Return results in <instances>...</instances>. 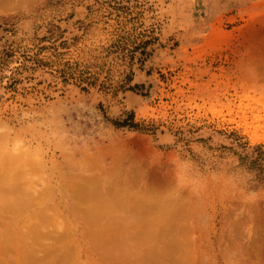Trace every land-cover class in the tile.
<instances>
[{
    "label": "rangeland",
    "instance_id": "obj_1",
    "mask_svg": "<svg viewBox=\"0 0 264 264\" xmlns=\"http://www.w3.org/2000/svg\"><path fill=\"white\" fill-rule=\"evenodd\" d=\"M10 152L26 156L15 170L47 206L45 218L32 204L4 214L1 264H27V236L39 238L26 243L36 260L60 247L39 264H264V0L0 8L1 162ZM75 171L125 177L126 195L154 203L151 217L124 208L126 227L119 211L92 222L68 204L69 182L84 180ZM47 230L69 233L60 243ZM122 234L132 242L101 246Z\"/></svg>",
    "mask_w": 264,
    "mask_h": 264
},
{
    "label": "bare ground",
    "instance_id": "obj_2",
    "mask_svg": "<svg viewBox=\"0 0 264 264\" xmlns=\"http://www.w3.org/2000/svg\"><path fill=\"white\" fill-rule=\"evenodd\" d=\"M29 1H31V0H0V8L2 9V7H13V6H15V5H18V4H21V5H23V4H26V3H28ZM20 6V5H19ZM11 9V8H10ZM5 135V134H4ZM3 134H2V137L4 136ZM3 139H5L4 137H3ZM76 149V148H75ZM85 151V150H84ZM83 151V152H84ZM72 152V150L70 151V153ZM83 152H82V154H83ZM11 154H12V152H10ZM7 154V156H5L4 155V157L6 158V160H8V161H5V159H3V161L1 162V157H0V223H2V222H7V221H9V219L8 218H4L5 217V213L7 214V215H13V216H10L12 219H13V217H14V215L15 214H17V213H20V212H22V210L24 211V210H30V205L32 204L33 206H39L40 205V207H39V209H38V211H39V213H40V215L43 217V218H45V210H43V209H46V206H47V204H43V203H47L46 202V200L47 199H43V197H42V199H40V198H37V197H39L38 196V194L39 193H36L37 194V196H36V198L34 197V196H32V195H34V192H33V190H29L28 188H30V186H32V185H30L29 184V180H27L29 177L27 176V174L25 175V172H26V170H24V171H22V170H15V167H16V165L17 164H20V166L22 165V162L23 161H25L27 158H25L26 156H24V157H20V156H18V154H16V156L14 155V154H12V156H11V154ZM68 153V152H67ZM66 153V154H67ZM86 153V152H85ZM85 153H84V155H85ZM1 154V153H0ZM71 154H73V153H71ZM90 154V153H89ZM86 154L85 156H83V159H84V157H86L85 159H87L86 161H87V165H89V163H90V161H91V159H92V161L91 162H93V164H94V166H97V161H99V160H97L98 158H97V156H95L94 158L97 160H94V158H93V156L95 155H93L92 156V154ZM8 155L9 156H11L12 158H9L8 159ZM89 155V157H91V159L89 158L88 159V156ZM1 156V155H0ZM72 156V155H71ZM3 158V157H2ZM68 158H71L72 159V157H70V156H68ZM70 159V160H71ZM74 159V158H73ZM82 159V160H83ZM85 159H84V163L86 164V161H85ZM5 161V162H4ZM73 161H76L75 159L73 160ZM73 161H71L70 163H72ZM96 161V162H95ZM28 162V160H26L25 162H24V164H26ZM80 162H81V160H80ZM80 162H78V164L80 163ZM95 162V163H94ZM74 163V162H73ZM72 163V164H73ZM82 163V162H81ZM100 163V161L98 162V164ZM102 163V162H101ZM71 164V165H72ZM75 164V163H74ZM73 164V166H75ZM77 164V163H76ZM83 164V163H82ZM91 164V163H90ZM96 164V165H95ZM68 165H70V164H68ZM67 165V166H68ZM87 165H84L85 166V168L84 169H89V167L87 166ZM101 165V168L102 167H104V166H102V164H100ZM100 165H99V167H100ZM18 166V165H17ZM77 166V165H76ZM81 166V165H80ZM22 167V166H21ZM99 167H97L98 169H99V171L101 172V173H103L102 171H106V173H107V171L109 170H102L101 168H99ZM74 168V167H73ZM96 168V167H95ZM106 168V167H105ZM20 169V168H19ZM67 169V168H66ZM72 169V168H71ZM102 171H101V170ZM112 168H110V170H111ZM95 170V169H94ZM110 170H109V173H110ZM124 170V169H123ZM72 171V170H71ZM92 171V170H91ZM96 171V170H95ZM112 171V170H111ZM83 173L85 172V171H82ZM90 172V171H89ZM88 172V173H89ZM72 173V172H71ZM75 173H76V171H75ZM78 173H81V171L80 172H78ZM92 174H93V172H91ZM105 173V172H104ZM74 174V173H73ZM77 174V173H76ZM90 174V173H89ZM100 174V173H99ZM108 174V173H107ZM121 174V173H120ZM27 176V177H25V178H23V179H26V181L24 180L23 181V179H22V176ZM68 175V174H67ZM78 175V174H77ZM103 175H105V174H102L101 176H94V177H90V178H88L89 176H87V178H85L84 176H81V175H78L79 177L81 176L82 178H84V180L83 181H79L81 178H79L78 176V178H79V180L77 181V179L74 177V179H76V180H74L75 181V183H73L72 184V182H74L73 180L71 181V182H69V186L67 187V188H70L71 189V191H72V193H73V195H74V197H75V200L73 201L72 200V202H69L68 204L71 206V205H73V207H76V208H79V210H83V212L85 211L86 213H88V216H90L91 217V221L92 222H94V223H96V222H99L101 219H108V220H110V218H111V216H110V218L108 217V214H109V212H110V214H111V212H114V211H119V212H124V208H126V210H129V211H131V210H139V209H147L149 212L147 213V210H146V213L147 214H149L150 215V213H151V210L153 209V208H155V205H154V203L153 202H151V201H148V200H145V199H140L139 197H138V195H136V193H135V195H133L134 193H132V195H131V197H129L128 195H126V193H128V191H126L125 189H127L126 188V186H128V184L126 185L124 182H122L120 185H119V182H121V180H122V178L123 177H121V175L120 176H118V178L119 177H121V180H118V178H114V180H116V181H112L113 183H112V185L114 184V185H119V188H117V186H114L113 185V187H110L111 189H109L108 187H107V185L108 184H106V181H107V183H109L110 185L109 186H112L111 185V183L110 182H108V181H110L109 180V178H107L106 176H104L103 177ZM113 175V174H112ZM125 175H127V174H125ZM125 175H123V176H125ZM74 176H75V174H74ZM108 176V175H107ZM128 176V175H127ZM68 177V176H67ZM108 177H112V176H108ZM69 178H73V177H69ZM125 178V177H124ZM123 178V180H125ZM120 179V178H119ZM104 182V184H102V182ZM122 180V181H123ZM127 180V179H126ZM69 181V180H68ZM100 181V183L102 184V186L104 187V189H103V187L101 186V184L100 183H98ZM127 182V181H126ZM116 183V184H115ZM118 183V184H117ZM132 183V182H131ZM105 184H106V187H105ZM124 185H125V188H124ZM130 185V184H129ZM67 186V185H66ZM123 186V188H124V190L125 191H123V188H121ZM133 186V185H132ZM33 187V189L35 188L34 186H32ZM102 187V188H101ZM129 187H131V186H129ZM128 187V188H129ZM36 189V188H35ZM69 189V190H70ZM99 189L101 190V191H99ZM102 189H103V191H106V192H108L109 190V195H108V193H105L106 194V196H105V194H104V192L102 191ZM109 189V190H108ZM71 191H69V192H71ZM121 191V192H120ZM37 192V191H36ZM66 192H68V189L66 190ZM69 192H68V194H67V196H69ZM111 192V193H110ZM124 192V193H123ZM22 193V194H21ZM71 193V194H72ZM102 193V194H101ZM121 193H123V194H121ZM130 193V192H129ZM20 194H21V197H20ZM23 194H25V195H23ZM14 195H16V196H18L20 199H21V201H19V199H17V198H15L14 197ZM27 195H29V198H28V196ZM24 196H27V198L26 197H24ZM71 196V195H70ZM77 196V197H76ZM110 196H112V198L110 197ZM69 198V197H68ZM39 201V199H40V203H37V200ZM74 199V198H73ZM35 200H36V202H35ZM66 202H67V200H65ZM64 201V202H65ZM69 201V200H68ZM33 202V203H32ZM64 202H62L63 204H65ZM67 204V203H66ZM66 204H65V206H66ZM31 205V206H32ZM64 206V205H63ZM69 207V206H68ZM33 208H35V207H33ZM128 208V209H127ZM137 210H136V212H137ZM108 213H107V212ZM140 211V210H139ZM143 211V210H142ZM104 212V213H103ZM120 213V214H118V215H116L115 217H113V219L114 218H116V220L118 219V217H119V220H118V222L120 223L121 221V224L123 225V226H125L126 227V225H128V223H125V222H127V221H125V219L127 218V216L125 217H123L122 215L124 214V213ZM105 213H107V214H105ZM135 213V212H134ZM141 213V215H143L144 216V214L140 211V212H137V213H135V216H136V218H137V215L138 214H140ZM102 214H103V218H102ZM122 214V215H121ZM127 214V212H125V214L124 215H126ZM137 214V215H136ZM147 214H145V215H147ZM106 215V217H104ZM7 217V216H6ZM130 217H131V215H130ZM133 217V216H132ZM151 217V215L148 217V218H150ZM22 218H24V217H22ZM125 218V219H124ZM25 219V218H24ZM128 219V218H127ZM125 221V222H124ZM128 221H130V219L128 220ZM123 222H124V224H123ZM93 223V224H94ZM120 226V225H119ZM123 226H120V229H123L124 227ZM122 227V228H121ZM169 228H170V226H169ZM108 229V228H107ZM119 229V230H120ZM129 229V228H128ZM118 230V231H119ZM104 230H102V231H100L101 233H104L103 232ZM108 231V232H107ZM109 231L110 230H106V232L107 233H109ZM125 231H127V229L125 230ZM129 231V230H128ZM48 234H45V238L46 237H50V235H51V237H53L52 235H55L54 233H53V231H46ZM50 232V233H49ZM105 232V233H106ZM134 232V231H133ZM52 233V234H51ZM68 231L67 232H63V233H61V234H59V235H57V236H54V237H58L59 239H60V237H61V239L59 240L58 238L56 239V241L54 242L55 244L58 242V240H59V242L61 243L64 239H65V236L66 235H68ZM121 233H122V230H121ZM126 233V232H125ZM125 233H123L124 234V236H125ZM25 234V233H24ZM123 234H122V236H121V238H120V236H117V237H119V240H117V239H115L116 237H114V239L115 240H117L118 241V244H117V246L115 245L116 243H117V241L115 242H113V238L111 239L112 240V242L110 241V240H106L105 242H108V241H110V244L109 243H105L104 245H101V246H104V248L106 249V247H108V246H111V247H109V248H107L106 250H110L111 248H112V245H113V248L112 249H114V247H118V245L120 244V243H122V242H120L119 243V241H122V240H120V239H124L123 240V242L125 241V244L127 245V243L129 244V242L131 243L132 241H127L126 242V238H129L130 236H128L127 237V235L129 234V233H127L126 234V238L123 236ZM130 234H131V231H130ZM156 234H158V233H156ZM14 237L12 238V242H14L15 240H16V242H18V240L17 239H19V238H22V237H18L17 236V231H16V234H12ZM47 235V236H46ZM65 235V236H64ZM24 236V235H23ZM106 236V235H105ZM136 236V235H135ZM155 236H157V235H155ZM53 237V238H54ZM158 237V236H157ZM99 238V240H100V236L98 237ZM131 238H132V236H131ZM146 238V237H145ZM144 238V239H145ZM149 238H151V237H148V238H146L145 240L147 241V239H149ZM101 239H103V238H101ZM39 240V238L38 239H32V238H30V237H25V239L22 241L23 242V245H20L18 248H17V250H18V252L24 257H30V258H27V264H29L30 263V259H31V261H32V263L31 264H39L40 263V261H42L41 263H43L44 261H45V258L44 257H47V256H49V255H53L54 253H55V251H57V250H60V247H57V245L54 247H50V249L52 248V250H50L49 249V251H51L50 253H48L49 251H46V250H48L47 248L46 249H44L45 251H43V253H47V256H44V254L43 253H39L40 254V256H41V254H42V256L43 257H40V259L41 258H44V259H42V260H40L39 259V254L37 255V257H38V259L39 260H36L37 258H36V256L34 255V252L33 251H29V247H28V245L26 244V243H29V242H33V241H38ZM132 240V239H131ZM158 240V239H157ZM146 241H144V242H146ZM135 242V241H134ZM138 242V241H137ZM150 242L151 243H153L154 241H149L148 243H149V245H151L150 244ZM161 242V241H160ZM112 243V244H111ZM114 243V244H113ZM141 243V242H140ZM147 243V244H148ZM101 244V243H100ZM99 244V245H100ZM108 244V245H107ZM137 243L135 242L134 244L132 243V244H130V247H131V245H135V246H137L136 245ZM142 244H144V243H142ZM153 244H155V242L153 243ZM164 244V243H163ZM162 244V245H163ZM98 245V246H99ZM115 245V246H114ZM121 245H124V243L123 244H121ZM148 245V246H149ZM156 245V244H155ZM161 245V246H162ZM46 246V245H45ZM106 246V247H105ZM147 245H145V247H146ZM158 246H159V244H158ZM124 247H126V246H124ZM129 247V246H128ZM129 247V248H130ZM101 249L99 250V251H101V250H103V248L102 247H100ZM123 248V247H122ZM149 248V247H148ZM150 248H151V246H150ZM155 248H157V247H155ZM2 249H3V245H2V243H0V253L2 252ZM103 250V251H106V250ZM125 248H123L121 251H124L125 253H126V251L128 250L129 251V249L126 247V249L124 250ZM168 249V248H167ZM131 250V249H130ZM132 250H134V249H132ZM152 250V249H151ZM112 251V250H111ZM113 251H115V249L113 250ZM116 251H118V250H116ZM148 251V250H147ZM158 251V250H157ZM156 251V252H157ZM172 251H173V249H172ZM107 252H109V251H107ZM120 251H118L117 253H119ZM123 252V253H124ZM45 253V254H46ZM122 253V254H123ZM151 253V252H150ZM170 253V252H169ZM49 254V255H48ZM168 254V253H167ZM166 254V255H167ZM33 256H35V257H33ZM161 256V255H160ZM171 256V255H170ZM22 257V258H23ZM138 257V256H137ZM139 258V257H138ZM9 260V259H8ZM23 260H24V258H23ZM177 260V259H176ZM1 261V260H0ZM5 261V260H4ZM3 260H2V262H4ZM10 261V260H9ZM13 261V260H12ZM11 261V262H12ZM25 261H26V258H25ZM28 261H29V263H28ZM135 261H136V258H135ZM175 261V260H174ZM173 261V262H174ZM2 262H0V264L2 263ZM7 262V261H6ZM6 262H4V263H6ZM11 262H9V263H11ZM176 262V261H175ZM24 263V262H23ZM26 263V262H25ZM11 264H13V263H11ZM149 264V263H148ZM176 264V263H175Z\"/></svg>",
    "mask_w": 264,
    "mask_h": 264
}]
</instances>
